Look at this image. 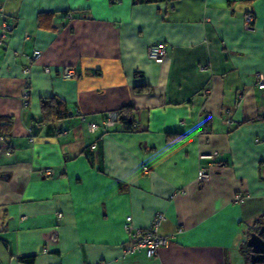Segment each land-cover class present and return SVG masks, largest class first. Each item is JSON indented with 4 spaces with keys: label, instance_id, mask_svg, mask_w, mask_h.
I'll return each mask as SVG.
<instances>
[{
    "label": "crops",
    "instance_id": "crops-1",
    "mask_svg": "<svg viewBox=\"0 0 264 264\" xmlns=\"http://www.w3.org/2000/svg\"><path fill=\"white\" fill-rule=\"evenodd\" d=\"M4 20L0 264H245L240 243L264 217V0H0V32ZM47 96L68 116L42 121ZM124 105L91 148L80 115ZM157 212L167 241L123 255L126 216L146 227Z\"/></svg>",
    "mask_w": 264,
    "mask_h": 264
},
{
    "label": "built area",
    "instance_id": "built-area-1",
    "mask_svg": "<svg viewBox=\"0 0 264 264\" xmlns=\"http://www.w3.org/2000/svg\"><path fill=\"white\" fill-rule=\"evenodd\" d=\"M65 16L67 18L71 17L70 12H66ZM244 26L245 28H250L252 22L251 13H245L243 15ZM10 28V25L6 23L4 20L1 23V32H0V44L1 38L3 34ZM28 35H24V39H28ZM167 47L162 42H152L147 46L146 56L148 59L161 63L166 56ZM40 55L39 49H34L30 56L29 64L22 68L23 74L27 75L29 71V67L34 63L36 58ZM44 70L47 72L48 68L45 67ZM59 74L63 78L74 77L76 75V70L73 66L63 65L59 71ZM256 85L258 88H264V78L262 76H258L256 78ZM23 95H27L26 84L24 85ZM80 118L83 123H85L86 130L89 133L97 134V138L92 140L89 144L91 148H94L97 144V140L101 138V136L111 128L115 123L119 121V113L118 110H110L106 111L99 122H95L87 119L84 115H80ZM211 154H201V157L211 158ZM144 169H147L145 166ZM44 172H48V168L43 169ZM208 176L207 167H200L198 170L199 179H204ZM236 200L241 201L243 196L240 194H236L234 196ZM162 219V213L157 212L152 217L151 221L146 227H135L132 224L131 217L128 215L125 218V222L123 224V228L125 232L129 236V241L122 246V254L125 255L127 253H143L145 256L150 257L154 255L157 251V248L160 245H163L168 237L165 234L159 232L158 227L160 221ZM97 264H102L101 261H98Z\"/></svg>",
    "mask_w": 264,
    "mask_h": 264
},
{
    "label": "trees",
    "instance_id": "trees-1",
    "mask_svg": "<svg viewBox=\"0 0 264 264\" xmlns=\"http://www.w3.org/2000/svg\"><path fill=\"white\" fill-rule=\"evenodd\" d=\"M134 3H155V2H168L172 0H133ZM136 89L140 90V87ZM118 110L119 116L121 119L126 120L130 117V105H124L120 107ZM68 109L66 108L65 104L58 99L56 96H47L42 97L40 99V118L42 121H59L64 117L68 116ZM126 115V117H125ZM2 119L6 120V125L10 124L9 117H1L0 116V125H2ZM2 127V126H1ZM264 226V217L261 216L257 218L253 223V230L257 232L261 226ZM240 252L244 256L245 264H264V260L258 262H251L250 260V247L246 244V241H242L240 243ZM34 255H26V256H19L18 259L23 261L27 264H33L34 262Z\"/></svg>",
    "mask_w": 264,
    "mask_h": 264
},
{
    "label": "water",
    "instance_id": "water-1",
    "mask_svg": "<svg viewBox=\"0 0 264 264\" xmlns=\"http://www.w3.org/2000/svg\"><path fill=\"white\" fill-rule=\"evenodd\" d=\"M61 127V123L59 124ZM264 226L262 225L257 232L252 231L246 238V244L250 247L251 262H258L264 260Z\"/></svg>",
    "mask_w": 264,
    "mask_h": 264
},
{
    "label": "flooded vegetation",
    "instance_id": "flooded-vegetation-1",
    "mask_svg": "<svg viewBox=\"0 0 264 264\" xmlns=\"http://www.w3.org/2000/svg\"><path fill=\"white\" fill-rule=\"evenodd\" d=\"M263 237H264V233H262Z\"/></svg>",
    "mask_w": 264,
    "mask_h": 264
}]
</instances>
